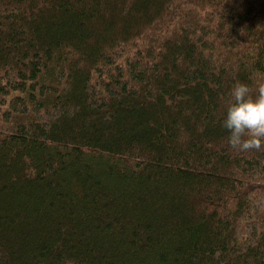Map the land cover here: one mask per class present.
<instances>
[{
  "label": "trees",
  "instance_id": "trees-1",
  "mask_svg": "<svg viewBox=\"0 0 264 264\" xmlns=\"http://www.w3.org/2000/svg\"><path fill=\"white\" fill-rule=\"evenodd\" d=\"M264 0H0V264H264Z\"/></svg>",
  "mask_w": 264,
  "mask_h": 264
},
{
  "label": "clouds",
  "instance_id": "clouds-1",
  "mask_svg": "<svg viewBox=\"0 0 264 264\" xmlns=\"http://www.w3.org/2000/svg\"><path fill=\"white\" fill-rule=\"evenodd\" d=\"M230 95L232 103L221 121L228 130V145L236 150L259 147L264 142V84L253 96L247 84L236 83Z\"/></svg>",
  "mask_w": 264,
  "mask_h": 264
}]
</instances>
